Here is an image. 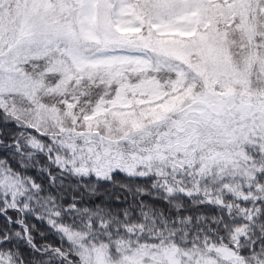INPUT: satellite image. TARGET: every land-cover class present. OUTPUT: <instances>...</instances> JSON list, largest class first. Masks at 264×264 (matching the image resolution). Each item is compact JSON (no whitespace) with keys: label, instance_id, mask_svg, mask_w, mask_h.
Returning <instances> with one entry per match:
<instances>
[{"label":"snow or ice","instance_id":"snow-or-ice-1","mask_svg":"<svg viewBox=\"0 0 264 264\" xmlns=\"http://www.w3.org/2000/svg\"><path fill=\"white\" fill-rule=\"evenodd\" d=\"M0 264H264V0H0Z\"/></svg>","mask_w":264,"mask_h":264}]
</instances>
